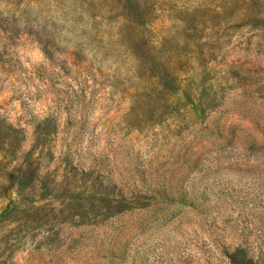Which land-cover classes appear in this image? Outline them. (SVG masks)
<instances>
[{"label": "rangeland", "instance_id": "1", "mask_svg": "<svg viewBox=\"0 0 264 264\" xmlns=\"http://www.w3.org/2000/svg\"><path fill=\"white\" fill-rule=\"evenodd\" d=\"M0 264H264V0H0Z\"/></svg>", "mask_w": 264, "mask_h": 264}]
</instances>
